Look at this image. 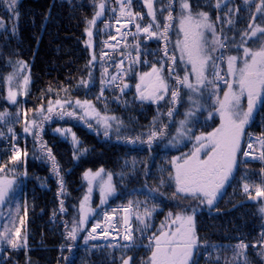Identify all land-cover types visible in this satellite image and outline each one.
<instances>
[{"label": "snow or ice", "instance_id": "snow-or-ice-1", "mask_svg": "<svg viewBox=\"0 0 264 264\" xmlns=\"http://www.w3.org/2000/svg\"><path fill=\"white\" fill-rule=\"evenodd\" d=\"M231 0H216L214 5L217 12H221L228 7ZM9 12H15L16 0H3ZM253 0H243V4L249 9L252 7ZM119 6V12L112 8V13L116 15V23L121 27L128 24L135 25V32L131 33L135 44L129 45L126 37L129 32L121 33V39L125 40V50L120 52L121 60L115 63L117 72L112 74L105 66V56L100 57L101 90L100 99L104 96L106 89L119 88L121 95H126L125 89L130 90L132 85L125 82V77L131 79L135 76V100L142 104L150 103L156 105L157 116L153 118L152 125L148 132H141L132 136L122 132L123 122L115 115H110L105 111L103 114L97 109L91 100L76 99L74 102L70 98L62 99L59 96L48 101L45 109L43 106L35 109L36 115L28 117V112L24 113L23 132L26 136H32L34 147L39 150L41 156L50 165V171L56 178L59 186L57 198L59 199V212H66L64 197L67 195L62 170L51 148L42 140V132L45 123L53 121L54 117L60 120L65 118L79 120L90 130L103 134L110 139L115 132L117 139L130 145V152L143 151L146 145L149 153L167 140L165 148H176L183 144L184 147L191 145L187 152H181L179 156H173L170 168H161L160 180L158 184L148 185L149 178L155 180L151 168L147 163L144 165L145 184L141 189H133L129 196L143 197L140 199H129L127 206L113 208L110 211L102 209L108 203V198L117 195L116 187L113 183L114 173L108 172L105 178L103 168L93 172L88 169L83 172V179L87 182V192L80 199L78 213L73 215L72 220L65 221L64 239L66 244L61 246V252L65 247L69 256H63L65 264H74V252L78 247L81 234L84 235L83 242L87 246L90 240L97 239V229L101 227L97 220L87 230L89 218L99 216L103 211L105 221H113L115 213L122 211L124 233L123 239L129 241L128 244H116L109 242L106 247L113 249L122 248L131 250L136 247L135 232L139 231L144 237L154 214L160 208L161 197H165L162 188L167 187L171 190L174 186L171 199L174 203L165 216L159 229L151 236L147 237L148 243L144 245L150 255L143 261V264H196L193 257H196L201 250L208 253L209 257L213 252L217 253L215 264H220L221 251H232V261L224 258L223 264H250L245 250L248 245L240 240L234 246L209 244L202 241L197 234L196 219L199 212H203L205 206L209 211L215 207L216 202L222 196V190L227 183L235 179L241 168H248L252 161L260 164L259 183L253 182L250 177L254 173L245 171L241 174L242 191L249 200L261 198L264 200V133L254 136L248 131L251 122L254 120L257 107L264 108V0L255 4V12L252 13L253 21L249 23L247 29L239 32V40L235 36L229 40L223 30L219 33L215 22L211 19L208 11H199L194 14L189 0H178L179 11H177V0H167V4L161 8L159 13L156 11L153 0H143L144 7L147 9V24L141 23L145 18L140 11L133 12V0H115ZM94 14L87 22L88 27L85 31L89 39L86 45L91 48V39L94 35L93 25L107 11V0H98L94 4ZM165 10L167 14L165 15ZM237 12L240 11L238 7ZM233 11L228 8L226 13L227 23L232 25ZM259 14V15H257ZM18 18L19 13H16ZM162 16L161 21L159 17ZM121 17H126V23H121ZM11 19V18H10ZM216 22L221 25L225 23L219 15ZM110 23L105 21V27ZM0 27H4V22L0 21ZM12 34L17 31L16 24L12 25ZM120 29H117L119 32ZM176 31L175 45H172L171 33ZM211 34V39L209 38ZM115 40V36L109 37ZM156 40L159 52L162 55L158 60L151 62L150 70L140 71L139 65L145 66L149 63L144 59L145 53L141 51V41ZM107 47L108 45L105 44ZM147 47V45H144ZM132 49L135 50V56ZM235 49V54H233ZM153 55H156L153 53ZM96 57L93 56L89 61V73L87 80H81L80 84L86 88L93 84L92 68L95 66ZM127 60L125 68L124 61ZM11 64V62H10ZM226 65V71H225ZM13 72L5 77L7 84L6 99L10 104L17 105L19 95L27 94L30 83L29 75L24 74L27 65L24 61L18 60L12 64ZM181 70L183 75H181ZM122 85V86H121ZM223 85V87H221ZM186 90V91H185ZM52 89L49 88V92ZM65 96H70L68 89H62ZM222 93V95H221ZM185 96L187 104L185 105ZM246 97L247 106L244 105ZM119 99V97H117ZM161 101L168 104L167 112H161ZM185 108L183 117L180 116V108ZM107 108V101H105ZM79 110V111H77ZM207 113L204 123L201 124V117ZM167 116L168 123L161 117ZM16 118L12 122V114L8 109L0 111V125L7 127V133L0 131V139L11 140L12 151L8 161L0 164V253L8 249L27 251V231L24 228L27 217V201L25 200L24 215L20 216L19 197L24 193V181L20 176L27 178L28 173L25 168L20 172L19 164L26 163L28 152L21 150L17 144L19 137L15 131L14 124L21 123L20 111L17 109ZM218 118V123H217ZM93 121L95 123H93ZM211 121V124H208ZM199 125L201 131L196 132ZM115 126V127H114ZM211 127V131L207 128ZM175 133H172V129ZM55 131L60 136L71 138L73 149V160H79L88 151L82 147L81 141L71 128H56ZM246 145V146H245ZM258 153V154H257ZM132 169L135 170L137 161L132 160ZM13 165L8 168L7 165ZM128 161L124 167L127 168ZM167 173L165 178L164 173ZM121 173V179H123ZM99 189L100 205L97 209L92 207V194L95 188ZM255 191V196L252 191ZM261 206L259 213L264 217V204L260 200L256 201ZM14 205V207H13ZM7 206V214H4V207ZM75 207V206H74ZM135 215L138 225L133 228L131 217ZM56 216V212H53ZM19 218V226L17 225ZM113 229L117 228L115 223L111 224ZM23 230V231H22ZM101 235L107 239L109 233L105 229ZM119 235V232H117ZM117 240V236L112 237ZM252 248H257L253 243ZM258 255L264 257V232L259 237ZM122 264H135V257L127 256L126 252L121 255ZM30 264V260L26 262Z\"/></svg>", "mask_w": 264, "mask_h": 264}, {"label": "trees", "instance_id": "trees-1", "mask_svg": "<svg viewBox=\"0 0 264 264\" xmlns=\"http://www.w3.org/2000/svg\"><path fill=\"white\" fill-rule=\"evenodd\" d=\"M202 1L204 0H189L193 12L208 11L212 15L218 14L214 7V0L204 2L203 6ZM96 2L98 0H19L16 5V12L19 13L16 24L17 31L13 38H7V43L2 41L1 44L5 43L6 47L14 53L15 58L24 61L27 65L30 77V95L44 94L49 91V88L56 94L64 92L62 89H68L74 97V101L76 99L91 100L97 104V109H104L108 114L115 115L123 122L122 132L124 134L135 136L148 129L149 123L155 116V109L152 104H139V101L134 99L135 76H132L131 79L125 77V82L132 85L130 90L125 91L126 95H121L119 88H109L105 90L103 97L97 99L101 90V47L110 35L111 29L110 26L105 27V21L109 22L107 9L96 24L94 50L90 51L86 47L85 29L88 27L87 22L94 14ZM153 2L158 13L167 4V0H153ZM137 4L146 14V22L143 24H147L149 18L143 0H137ZM176 10L179 11L178 0ZM159 19L162 21L163 17L160 16ZM176 38V31H172L173 46ZM141 44V51L146 54L144 59H147L149 63L146 66L141 63L139 70L148 71L151 62L158 60L162 53L159 52L156 40L141 41ZM93 54L97 59V62H94V68L91 69L93 84L86 88L80 84V81L88 79L90 70L88 65ZM119 57L120 54H113L109 59H105V66L108 67L110 73L114 72L115 63ZM181 75H183L182 70ZM105 101H107V108H105ZM182 110L180 114H182ZM105 111L100 112L103 114ZM208 124H211V121H208ZM68 126L77 135L82 147L88 149L87 153L79 160H73L72 145L68 141L54 135L50 130L42 135L43 142L52 149L62 170L61 174L64 177L67 192L64 197L66 212L64 214L59 212L60 203L57 198L59 186L50 171L49 163L42 157L43 160L37 159L41 156L38 149L36 152L34 148L31 150L29 148L26 163L24 162L28 176L23 180L24 193L19 197L24 206L25 200L27 201V251L23 248L19 251L8 249L3 252L0 264H26L28 260H30V264H65L62 257L70 254L67 247L64 248L63 253L61 252V246L66 244L64 224L65 221L72 220L75 214L74 208L82 195L83 172L88 169L95 172L103 168L105 172L116 174L123 165V159L139 154L138 151L130 152L131 146H126L125 143L118 140L115 132L108 139L102 133L97 135L96 131L90 130L82 123H70ZM199 127L197 125L196 130ZM207 130L210 131L211 127ZM248 131L254 136L264 133V108L258 109ZM18 144L20 145L19 141ZM189 146L190 144L188 147L181 146V149L187 152ZM20 148H22L21 145ZM168 148L161 153L167 154L170 160L173 156L180 154V149L174 151L173 148ZM10 155L6 143L1 141L0 164L6 163ZM155 157H157L156 154ZM259 169V163H250L247 169L241 168L240 172L244 173L247 170L254 173L250 179L256 183L260 181ZM241 185V177L237 178L236 176L211 211L205 207L203 212L197 214V234L202 241L206 240L209 244L216 245L231 244L234 246L243 240L248 245L245 252L250 264H264V257L258 255L261 250L259 237L264 232V217L258 211L261 204L256 202L260 200L264 204V200L259 197L256 200H249L242 193ZM129 186L130 190H133L141 189L144 185L136 186L135 181L131 180ZM94 198H96L95 195ZM54 211L56 212L55 217L53 216ZM162 216L163 213L156 215L158 219ZM253 243L257 244V248H252ZM86 250L82 245L76 248L74 264H83ZM132 254L130 256L135 257V264L136 260L145 256L143 252L136 256ZM232 254L231 250L221 251L219 253L220 264H223L225 257L231 261ZM216 256L217 253L213 252L209 257L208 253L201 250L193 259L196 264H215ZM94 264H97L96 261Z\"/></svg>", "mask_w": 264, "mask_h": 264}, {"label": "rangeland", "instance_id": "rangeland-1", "mask_svg": "<svg viewBox=\"0 0 264 264\" xmlns=\"http://www.w3.org/2000/svg\"><path fill=\"white\" fill-rule=\"evenodd\" d=\"M18 1L19 0H16V5H17ZM214 1H215L214 2V5H215L216 0H214ZM239 1H240V3H239ZM239 1L238 0H231V2L228 4V7L225 8L223 11H221L222 13L217 12L218 14L212 15L209 12L211 19L215 22V26L217 28L218 33L221 30H223L224 34L227 36V38L229 40H231L234 36L237 40H239L240 30L247 29L248 24L254 22L252 13L255 12V4L260 2V0H253L252 7L249 9L246 5L243 4V0H239ZM202 2H203L202 3V6H203L204 2L207 3L208 0H204ZM0 6H1L0 21L4 22V27H0V111L8 109L9 112L12 114V122L14 123L15 118H16L15 114L17 112V109H19L21 123H15L14 128H15V131H16L18 137H19L18 141H19L20 145L22 146V148H20V149L26 150L29 152L32 148H34L35 151L37 152V149L34 147L33 137L32 136H26L25 133L23 132V120L25 119L24 113L27 111L28 117L31 118L32 116L36 115L35 109L40 108L41 106H43L46 109L48 106L49 100L55 101V99L59 96L62 99L70 98L74 102V97L71 95V93H70V96L66 97L64 92H61L60 94H56V93L49 92V91H47L44 94L30 95L29 94V85H28L27 94L19 95L17 97V100L19 101V103L17 105L10 104L7 101V99H6L7 84L5 83V77L13 72L12 64H14L16 61H18V59L15 58L14 53L11 52V49L6 47L5 43L8 42L7 38H13V36H14L12 34L11 29H12L13 24H17V16H16L17 12H16V9H15V12H9L6 5L3 3V0H0ZM238 7L240 8L239 12L236 11ZM228 8H231L233 13H234L232 16V21H233L232 25H229L227 23V19H226V13L228 12ZM195 13H197V12H194V14ZM217 15H219L221 17V19L225 20V23L223 25H221L219 22H216ZM257 15H259V14H257ZM99 20H101V18ZM255 22L256 23H264V21H261V20H257ZM91 27H92V31L95 35L96 30H97L96 25H93ZM94 35L92 36V39H91V44H92L91 48H89L85 42L86 47H88L90 49V51L94 50V46H95L94 45V43H95L94 42ZM86 36H87L86 41H88L89 37H88V35H86ZM209 38L211 39L210 33H209ZM2 41L5 42L3 45L1 44ZM233 54H235V49H233ZM93 56H95V55L93 54L92 57ZM10 62H11V64H10ZM96 62H97V59L95 60V63ZM225 71H226V65H225ZM24 74L28 75V69L27 68L24 70ZM221 87H223V85H221ZM125 91H127V89H125ZM221 95H222V93H221ZM163 102H165V104H163ZM184 102L186 105L187 104V97L186 96H185ZM138 103L142 104L141 102H138ZM93 104L97 107V104H95V103H93ZM160 104H161L160 111L166 113L167 109H168V104L166 103V101H161ZM244 105H245V107L247 106L246 97L244 98ZM152 106L155 109V116L154 117H156L157 116V107H156V105H152ZM182 108L183 107L180 108V112H181ZM259 108H260V106L257 107L255 114L257 113ZM98 110L105 111L104 109H100V108ZM77 111H79V110H77ZM184 111H185V108H183L182 114H180V116H178L177 119H180L183 117ZM206 116H207V113H205L204 116L201 117V124L204 123ZM161 119H163L165 123H168V119H167L166 115L161 117ZM152 122H153V119L149 123L148 129L145 132H148L150 130ZM70 123L80 124L82 122L79 120L69 119V118H65L64 120H60V119L54 117L53 121L45 123L44 131L42 132L41 135H43V133H46L47 130H50V131H52V133L54 135H58L61 139L66 140L71 144L70 136L68 139H65L64 137L60 136L59 133H57L55 131V129L58 127L69 128L68 124H70ZM93 123H95V122L93 121ZM217 123H218V118H217ZM82 124L85 125L84 123H82ZM201 130H202L201 127H199L196 130L197 134H199V132ZM0 131L7 133V127L4 125H0ZM172 133L173 134L175 133L174 128L172 129ZM1 141L8 143V142H10V139L9 140L0 139V142ZM166 144H167V140H165L163 143H161L158 146L160 148H158V149L156 148L155 151H153L152 153H149L147 146L144 145L143 151H138L139 154H137V156L132 157V158L123 159L124 161H123L122 167L114 175V178H113V183L116 187L117 195L109 197L108 203L104 206H101V208L107 209L110 211L113 208H122L123 206H127L129 199L143 200V197H136L135 195L129 196V193L132 192V190H130L129 183L132 180V181H135L136 186H141V185L145 184V177L143 174L145 163H147L149 165V167L151 168L152 174L155 177V180H153L151 178L148 179V181H147L148 185L152 186L154 184L159 183V180H160V171L159 170L161 168L167 169V168L171 167V164H170L171 160L169 159V156L167 154L161 153V152H164L166 149H169V148H165ZM20 145H19V147H20ZM181 146H183V144L177 145L176 148H173L174 151H178L180 149V154H181V152H184L181 149ZM29 148H30V150H29ZM190 148H191V145L189 146V149ZM155 154L157 155V157H155ZM179 155H177V156H179ZM134 158L137 161V163H136L135 170L133 171L131 162ZM37 159L40 160L41 158H37ZM41 160H43V159H41ZM126 160L128 161L127 168L124 167ZM251 163H259V162L252 161ZM7 167L12 168L13 165L9 164V165H7ZM19 167H20V172L23 173L25 171L24 162H21L19 164ZM107 173L108 172L103 173V175H105V178L107 176ZM121 173H123V177H124L123 179H121ZM241 174H243V173H241V172L239 174L237 173L236 174L237 178L241 177ZM164 176H165V178L167 177L166 172L164 173ZM20 179L24 180L25 177H23L21 175ZM82 181H83V192H82L80 199H82V197L87 192V182L84 179ZM230 183H227L225 185V188L222 190L223 194H224L225 190L227 189V187L229 186ZM256 183H259V182H256ZM241 189H242V185H241ZM161 191L165 192V197L160 198L162 203L160 205V208L157 210V213L154 214V218L150 221L149 227L146 230L145 236L141 237L140 232L136 231L135 232L136 247H134L131 250H125L122 248H117L114 251L113 249L106 247V245L109 242L116 244L117 241H119V243L122 245L129 243V241H125L123 239L124 226H123V219L122 218L125 214L122 211H119V212L114 214L113 217L115 219L113 221H105L104 216H103V211L101 209H97V206L100 205V194H99L98 187L95 188L93 191V194H92V199H93L92 207L94 209H97V211L100 212V215L90 217L89 223L87 224L86 227H87V230H91L92 225L94 223H96L97 220L100 222L101 227L98 229V231L96 233L97 239L94 241L90 240L88 242L87 246L84 245L83 238H82L84 235L87 234V232H84L81 234V238L78 241V243H80L78 245V247L82 245V247L87 249L85 258L83 259L82 263L83 264H94V261H96L97 264H122V259H121L122 253L126 252L127 256H130L133 253L132 255L136 256V254L143 252V254L145 256H141L138 260H136V264H143V261L147 258L148 255H150V253L144 247V245L148 243L147 237L151 236L154 232H156L159 229L161 222L164 221L165 216L167 215V213L170 209V206L174 203V201L171 199L172 192L174 191V186L171 190H169L167 187H164L161 189ZM242 193H243V191H242ZM94 195L96 196V198H94ZM252 195L255 196L254 189L252 191ZM80 199L77 202L76 207L74 208L75 214L78 213ZM20 206H21L20 207V216H23L25 206L21 202H20ZM13 207H14V205H13ZM3 211H4V214L6 215L7 211H8L7 206L4 207ZM158 213H163L162 218L158 219L156 217V215ZM16 222H17V225L19 226V218H17ZM108 222H111L112 224L115 223L117 225V228L114 229L113 232H108L109 235H108L107 239H105L101 235V232L105 229L107 230V223ZM131 222H132L133 228L138 227V225L135 221V215H133L131 217ZM24 228H26V230H27L26 220H25ZM117 232H119V235H117ZM113 236H117V240H113L112 239ZM2 256H3V253H0V259ZM231 256H233V254ZM233 263H235V262L233 261Z\"/></svg>", "mask_w": 264, "mask_h": 264}, {"label": "built area", "instance_id": "built-area-1", "mask_svg": "<svg viewBox=\"0 0 264 264\" xmlns=\"http://www.w3.org/2000/svg\"><path fill=\"white\" fill-rule=\"evenodd\" d=\"M115 7L116 11L119 12V6L115 4V0H107V9H108V18H109V23H110V35L107 37V39L103 42L102 47H101V55L102 54H107L105 56V59H109L113 54H120L121 51L125 50V40L121 39V33L124 32H129V35L126 37V41L129 45L135 44V41L132 40L131 33L135 32V25L134 24H128L127 27H121V24L116 23V15L112 13V8ZM133 12L135 11H140L141 15L144 16V20L141 21V23L146 22V14L142 11L141 6L137 4V0H133V7H132ZM121 23H126L127 18L126 17H121ZM117 29H120L119 32H117ZM110 36H115L116 39L112 40L109 37ZM145 42H150L152 40H144ZM105 44L108 46L106 47ZM133 55L135 53V50L132 49ZM121 60V55L119 59L117 60L116 63L120 62ZM125 68L127 66V60L124 61ZM117 72V69L115 67L114 72L112 74H115ZM7 148L9 149V152L11 153L12 151V142H6ZM19 147V145L17 144ZM20 148V147H19Z\"/></svg>", "mask_w": 264, "mask_h": 264}, {"label": "bare ground", "instance_id": "bare-ground-1", "mask_svg": "<svg viewBox=\"0 0 264 264\" xmlns=\"http://www.w3.org/2000/svg\"><path fill=\"white\" fill-rule=\"evenodd\" d=\"M111 222H108L107 223V230H108V232H113L114 231V229L111 227ZM97 231H98V229H97Z\"/></svg>", "mask_w": 264, "mask_h": 264}, {"label": "water", "instance_id": "water-1", "mask_svg": "<svg viewBox=\"0 0 264 264\" xmlns=\"http://www.w3.org/2000/svg\"><path fill=\"white\" fill-rule=\"evenodd\" d=\"M115 218L113 217V220H114Z\"/></svg>", "mask_w": 264, "mask_h": 264}]
</instances>
